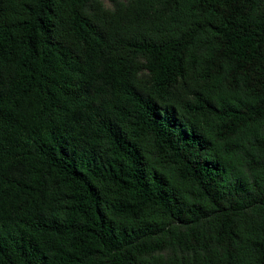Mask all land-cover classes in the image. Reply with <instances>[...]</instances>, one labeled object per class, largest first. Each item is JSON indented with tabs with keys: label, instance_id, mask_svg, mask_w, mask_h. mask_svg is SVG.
I'll return each mask as SVG.
<instances>
[{
	"label": "trees",
	"instance_id": "trees-1",
	"mask_svg": "<svg viewBox=\"0 0 264 264\" xmlns=\"http://www.w3.org/2000/svg\"><path fill=\"white\" fill-rule=\"evenodd\" d=\"M0 0V264H264V0Z\"/></svg>",
	"mask_w": 264,
	"mask_h": 264
},
{
	"label": "rangeland",
	"instance_id": "rangeland-1",
	"mask_svg": "<svg viewBox=\"0 0 264 264\" xmlns=\"http://www.w3.org/2000/svg\"><path fill=\"white\" fill-rule=\"evenodd\" d=\"M104 2H105V5H106V6L111 7V3H110L109 0H104Z\"/></svg>",
	"mask_w": 264,
	"mask_h": 264
}]
</instances>
